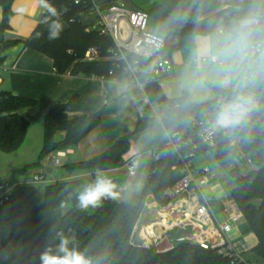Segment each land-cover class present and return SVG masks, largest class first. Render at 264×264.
Returning a JSON list of instances; mask_svg holds the SVG:
<instances>
[{
	"label": "trees",
	"instance_id": "16d2710c",
	"mask_svg": "<svg viewBox=\"0 0 264 264\" xmlns=\"http://www.w3.org/2000/svg\"><path fill=\"white\" fill-rule=\"evenodd\" d=\"M129 2L128 0H126ZM13 0H2L4 9L0 31L9 26L12 16ZM190 0H162L146 12L153 19L155 32L162 36L187 35L192 30V23L176 27L161 34L160 26L171 11L181 3ZM58 11L67 8L60 19L66 22L58 39H48V28L40 23L25 42L27 47L38 50L54 60L57 72H70L86 76H104L107 79L122 80L125 74L114 68L109 61H83L82 57L90 46H97L103 52L112 46L110 38L101 36L97 31H87L81 20L86 12L85 4H75L74 0H50ZM210 15L222 11L220 0H203ZM70 19L74 21L70 22ZM42 35L37 38V33ZM3 42V47L9 45ZM144 80V79H143ZM143 89L150 101L165 109L171 110L176 103L175 98H168L158 81L144 83ZM33 98L15 95L10 91H0V150L5 153L17 151L23 144L27 123L15 111L21 107L37 106ZM202 104L193 108L191 123L185 124L180 118L165 120L163 125L171 134L181 132L190 136L198 145L197 148L187 146L184 153L193 152V158L210 152L216 162L227 164L235 158L239 151L230 147L225 139L220 138L215 146L202 145L198 132L202 127L199 112L206 108ZM65 104L53 106L44 119V140L38 161L25 169L40 166L44 158L53 152L65 150L79 144L93 129L101 123V111L69 117ZM164 113V112H163ZM136 129L119 138L115 144L103 154L91 159L63 166L68 170H91L101 166L117 164L129 148L131 136L140 131ZM242 149L248 153L257 168L245 173L234 169L230 173L235 177L232 197L243 211L248 227L258 239L253 249L257 260L264 261V128L253 134L250 141L242 142ZM181 158L172 151H165L163 156L154 160L147 175L141 196L136 203L119 198L104 199L99 207L89 213L88 209L78 206L77 195L85 186L83 180L74 179L56 181L45 186L44 195L36 193L34 185L17 186L6 214L0 210V264H40V255L48 246L55 248L59 244L58 233H62L72 242L69 247H76L96 264H229L228 261L212 250L181 242L166 251H157L153 246H138L134 243V231L140 223L147 196L152 194L161 204L168 200L163 198L164 191L181 176ZM19 245L20 252L14 251ZM8 254V257H5Z\"/></svg>",
	"mask_w": 264,
	"mask_h": 264
},
{
	"label": "crops",
	"instance_id": "0c3cea01",
	"mask_svg": "<svg viewBox=\"0 0 264 264\" xmlns=\"http://www.w3.org/2000/svg\"><path fill=\"white\" fill-rule=\"evenodd\" d=\"M1 1L0 25L4 17ZM98 1L106 3L108 0ZM128 4L138 8L130 2ZM11 10L9 26L0 31V91H10L15 95L33 98L39 103L37 106L21 107L15 111L27 123L26 137L17 151L5 153L0 150V179L11 176L14 168L29 170L41 166L25 169L35 162L26 158L29 154L39 156L44 140V119L53 106L65 104L66 112L71 118L98 111L102 114L101 123L79 144L68 148L69 152L63 159V164L75 163L103 154L119 138L133 132L138 125L141 129L131 136L129 148L119 163L91 170L72 171L64 166H52L50 167L52 172L48 173L51 175L50 183L81 179L87 185L95 180L96 171L99 169L103 175L113 181L116 193L115 197H105L102 201L107 198H119L136 203L151 168L152 152L167 144L169 140V132L160 120L164 107L150 101L143 87L136 83L57 72L54 60L50 56L25 44L37 29L45 11L39 6L38 0H13ZM91 19L93 17L87 18L86 21ZM82 20L85 22V17H82ZM185 36H165L167 47L163 55L171 59L173 69L158 82L168 98H175L177 95V78L187 55L184 49ZM3 42L10 44L3 47ZM208 153L212 159L206 156ZM6 155H16L15 165L7 169L1 166V162L8 159L5 162L8 164L9 159H14V156ZM133 157H138L140 165L137 174L129 177L126 173V164ZM193 162L196 169H201L206 166L213 167L216 160L210 152H206L194 157ZM34 173L28 177L23 174L16 176L15 184L34 185L32 181ZM214 183L215 181L203 187L205 193L213 196L212 207L215 201L213 191L217 186ZM155 201L152 194L147 196L142 217ZM98 207L90 206V209L96 210ZM223 209V203L218 212L213 207L219 218L222 217ZM240 233L247 237L253 247L257 245L256 234L249 229L247 221L240 225Z\"/></svg>",
	"mask_w": 264,
	"mask_h": 264
},
{
	"label": "clouds",
	"instance_id": "9594fccd",
	"mask_svg": "<svg viewBox=\"0 0 264 264\" xmlns=\"http://www.w3.org/2000/svg\"><path fill=\"white\" fill-rule=\"evenodd\" d=\"M45 10L41 23L48 39L55 40L63 30L60 11L50 0H38ZM220 11L210 15L203 0L178 4L160 26L161 34L192 23L184 37L187 53L177 78L176 103L165 109L160 120L180 118L191 123L193 108L199 112L201 135L205 140L221 137L230 143L247 142L264 128V0H220ZM42 33H37L39 38ZM113 181L98 169L93 182L77 195L81 209L98 207L105 197H115ZM59 244L48 246L40 264H96L62 233Z\"/></svg>",
	"mask_w": 264,
	"mask_h": 264
},
{
	"label": "built area",
	"instance_id": "2783aa9c",
	"mask_svg": "<svg viewBox=\"0 0 264 264\" xmlns=\"http://www.w3.org/2000/svg\"><path fill=\"white\" fill-rule=\"evenodd\" d=\"M74 2L86 6L87 11L82 14L85 22L81 18L87 26L86 30L97 31L101 36L110 38L113 43L107 52L97 46L88 47L82 57L83 61H109L113 65L109 72L111 75L114 74V68L121 70L125 77L120 81L136 83L142 87L145 82L158 81L172 71L171 59L163 55L167 47L166 38L138 25L137 20L142 19L139 9L131 7L126 0H108L106 3L98 0ZM90 17L93 19L86 21ZM72 21L74 20L70 19ZM62 23L63 26L67 25L66 22ZM98 78L107 79L104 76ZM220 138L205 140L202 138L201 129L198 132L199 142L207 147L215 146ZM226 142L239 151L238 155L227 164L216 162L213 167L206 166L201 169L195 168L193 152H183L187 146L197 148L198 145L190 136L179 131L169 133L167 144L152 152V162L161 158L168 150L177 154L182 161V176L164 191L163 198L168 200L166 205H161L157 200L154 202L153 206L159 209V219L154 223L161 220L165 223L160 226L157 235L152 234L153 228L150 230V225L142 229L141 236L146 247L164 238L174 247L175 239L177 244L188 242L212 250L229 264H259L257 259L248 258L249 253L253 254L254 247L240 233V225L247 220L231 192H227L222 200L224 209L222 217L219 218L212 207V194L203 191L204 186L216 181L218 170L224 169L230 173L234 169L246 172L256 168L251 156L242 149V141ZM68 152L65 149L48 154L40 171L33 174V183L46 182L48 168L62 165ZM139 165L138 157L131 158L126 164L127 175L134 177ZM16 188V184L5 179L0 180V210L9 206ZM176 231L179 235L172 237L171 233ZM15 248L20 247L16 245Z\"/></svg>",
	"mask_w": 264,
	"mask_h": 264
},
{
	"label": "rangeland",
	"instance_id": "374dc122",
	"mask_svg": "<svg viewBox=\"0 0 264 264\" xmlns=\"http://www.w3.org/2000/svg\"><path fill=\"white\" fill-rule=\"evenodd\" d=\"M128 1L131 4L135 5L136 7H138L137 9H139L140 12H141L142 19L137 20L138 25L144 27L147 31L156 33L155 32V29H154L153 19L150 17V15L146 11L148 9H150L151 7H153V6L161 3L162 0H128ZM6 156H14L13 157L14 159H12V160L9 159L8 164L5 163L8 159L6 161L1 162V166L4 167L5 169L9 168L11 165L14 166L15 165L14 163L16 161V159H15V156L16 155H6ZM206 156L208 158H211V155L209 153ZM33 157H35V158H33ZM36 157L37 156H35V154H34V156H32L31 154H29L26 159H33L32 161H35V162H32L31 163V164H33V163H36L38 161V157H37V160H36ZM7 158H9V157H7ZM42 165L43 164H41L40 167H34V168L29 169V170H23V168H21V169H15L14 168L13 171H12L11 176L9 175V176H6V177L1 178V179L8 180L11 183L15 184L16 176L23 174V175H25V177H28V176H30V174H32L34 172H39L40 169H41V167H42ZM63 165L64 164H62L60 166H63ZM244 173H245V171H244ZM216 178H217V180L215 181L214 184H216L217 186H216L215 191H213L214 198H215L213 207L218 212L220 210V208H221V203H223L222 199L225 197V194L227 193L226 191L232 190L234 188V186H235V181H234L235 180V177H234V175H230V174L226 173V171L223 169V170H220V171L217 172ZM50 181H51V175L50 174H47V181L46 182H40V183H35L34 184L36 193L39 196H43L44 195L45 186L47 184H49ZM87 209H88L89 213H93L95 211V210H91L90 207L87 208ZM1 211H3L6 214L7 207H3L1 209ZM142 218L143 217H141V220H142ZM140 224H141V221L136 226L135 231H134V234L138 230ZM177 235H179V232L178 231L171 233V236L172 237H175ZM255 240H257V244H258L259 239H258L257 235H256V239ZM134 243L137 245V243L135 241H134ZM173 243L174 244H177V241L174 239L173 240ZM150 246H153L157 251H166V250H169L170 248L173 247L172 244L167 239H165V238L159 240L157 243H154V242L151 243ZM14 251L16 253H18V252H20V249H16L15 248ZM248 258H254V259H256L255 256H254V254H252V253H249L248 254ZM258 262H259V264H264V261H262V260H258Z\"/></svg>",
	"mask_w": 264,
	"mask_h": 264
},
{
	"label": "water",
	"instance_id": "95a60500",
	"mask_svg": "<svg viewBox=\"0 0 264 264\" xmlns=\"http://www.w3.org/2000/svg\"><path fill=\"white\" fill-rule=\"evenodd\" d=\"M48 173L52 172L51 168H48ZM159 219V209L156 206H152L147 210V212L144 214L141 224L138 228V230L134 234V241L137 243L138 246H144V241L141 236V231L144 227H147L151 225L152 223L158 221Z\"/></svg>",
	"mask_w": 264,
	"mask_h": 264
},
{
	"label": "bare ground",
	"instance_id": "6f19581e",
	"mask_svg": "<svg viewBox=\"0 0 264 264\" xmlns=\"http://www.w3.org/2000/svg\"><path fill=\"white\" fill-rule=\"evenodd\" d=\"M164 223L165 222H163L161 220L159 223L151 224L149 229L152 230V228H153V231H151L152 234H156L157 235L159 233V231H160V226H162Z\"/></svg>",
	"mask_w": 264,
	"mask_h": 264
}]
</instances>
